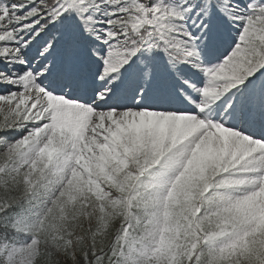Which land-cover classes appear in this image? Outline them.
<instances>
[{"label": "snow or ice", "instance_id": "1", "mask_svg": "<svg viewBox=\"0 0 264 264\" xmlns=\"http://www.w3.org/2000/svg\"><path fill=\"white\" fill-rule=\"evenodd\" d=\"M0 264H264V0H0Z\"/></svg>", "mask_w": 264, "mask_h": 264}]
</instances>
